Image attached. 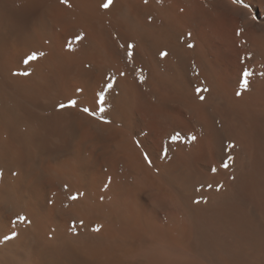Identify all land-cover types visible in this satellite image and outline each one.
<instances>
[{
  "label": "bare ground",
  "instance_id": "1",
  "mask_svg": "<svg viewBox=\"0 0 264 264\" xmlns=\"http://www.w3.org/2000/svg\"><path fill=\"white\" fill-rule=\"evenodd\" d=\"M103 2L0 0V264H264V0Z\"/></svg>",
  "mask_w": 264,
  "mask_h": 264
},
{
  "label": "snow or ice",
  "instance_id": "2",
  "mask_svg": "<svg viewBox=\"0 0 264 264\" xmlns=\"http://www.w3.org/2000/svg\"><path fill=\"white\" fill-rule=\"evenodd\" d=\"M145 3H147V0H145ZM112 4H113V0H104V2L102 3L101 7H103L104 9H108ZM82 38H83V37H77V40H80V39H82ZM188 46H189V47H193V45H191V44H189ZM133 47H134V46L131 45V44L128 45V48H129L128 55H129V57H131V55H132V53H131L130 50H131V48H133ZM43 55H44V53H39V54H37V53L33 52L31 55H29V56L27 57V59L24 61V63H25V64H28L29 62H31V61H35V60H37L40 56H43ZM161 56H162V57L167 56V53H166V52H162V53H161ZM16 75H24V76H27V75H30V73L27 72V71H25V72H23V73H16ZM251 75H252V73L249 72L248 70H243V72H242L243 83H242L241 86L244 87L245 89H247V87H248V77L251 76ZM108 87L111 88V87H112V84L109 83V84H108ZM204 90L206 91L207 89H204ZM198 91H200V90L198 89ZM237 95H240V93L237 92ZM200 99L203 100L204 97L201 96ZM99 101H100V103H101V105H102L103 102H104V95H103V93L100 94V96H99ZM75 106H76V101H75V100H70L67 104H63V103H62V104L59 105V107H60L61 109L65 108V107H75ZM83 111H84V112H87L89 115L92 114L91 112H89V110H88L87 108H84ZM101 111H103V108H101ZM178 138H179V136H178V134H177V136L174 137L173 139H178ZM192 139H195V137H193ZM74 199H75V197H74ZM197 203H199V201H197ZM19 219H20L21 222H23L25 218H24V217H20ZM14 235H15V234H13V237H6V239H8V238H14Z\"/></svg>",
  "mask_w": 264,
  "mask_h": 264
}]
</instances>
